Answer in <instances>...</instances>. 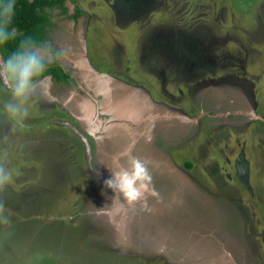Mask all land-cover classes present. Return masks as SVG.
I'll list each match as a JSON object with an SVG mask.
<instances>
[{"label": "rangeland", "instance_id": "374dc122", "mask_svg": "<svg viewBox=\"0 0 264 264\" xmlns=\"http://www.w3.org/2000/svg\"><path fill=\"white\" fill-rule=\"evenodd\" d=\"M65 7L43 44L68 81L37 80L22 124L0 81V264H264V0ZM128 147L150 211L101 194Z\"/></svg>", "mask_w": 264, "mask_h": 264}, {"label": "clouds", "instance_id": "9594fccd", "mask_svg": "<svg viewBox=\"0 0 264 264\" xmlns=\"http://www.w3.org/2000/svg\"><path fill=\"white\" fill-rule=\"evenodd\" d=\"M15 0H0V48H4L10 41H14L17 32L11 27L15 17ZM49 55L53 60L63 57L62 52L52 53L49 45L41 44L28 36L20 39L15 50L11 51L3 65L0 66V81L10 93V99L4 103L3 111L17 123H23L29 115V104L34 96L35 83L49 68ZM104 128L103 131H107ZM91 134L98 140L105 137L97 135L101 131L99 126L90 129ZM150 139V137L148 138ZM123 160V163L121 161ZM115 169L109 168L111 176L103 180L104 189H110L112 197L111 208L117 213L135 208L139 204L142 210L150 211L148 200L154 199L160 203L162 198L153 183V175L149 163L132 154V147L113 157ZM9 169L0 164V190L10 182ZM99 180V177H97ZM123 200V202H122ZM0 223H8L4 215V205L0 203Z\"/></svg>", "mask_w": 264, "mask_h": 264}, {"label": "trees", "instance_id": "16d2710c", "mask_svg": "<svg viewBox=\"0 0 264 264\" xmlns=\"http://www.w3.org/2000/svg\"><path fill=\"white\" fill-rule=\"evenodd\" d=\"M66 1L68 0H15V17L11 27L16 30L17 36L14 41H10L4 48H0V55L3 61L6 60L11 51L15 50L22 38L30 36L43 44L48 28L53 25L49 11L60 9L65 14ZM73 18L77 19L75 16ZM47 76H52L55 82L66 83L69 79V76L62 71L55 61L49 64L48 70L37 80Z\"/></svg>", "mask_w": 264, "mask_h": 264}]
</instances>
